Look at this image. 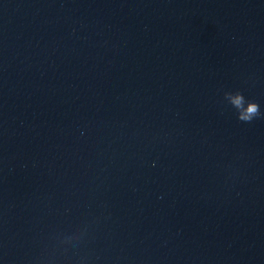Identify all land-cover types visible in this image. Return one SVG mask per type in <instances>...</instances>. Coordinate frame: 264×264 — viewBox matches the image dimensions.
I'll use <instances>...</instances> for the list:
<instances>
[{"label": "water", "instance_id": "water-1", "mask_svg": "<svg viewBox=\"0 0 264 264\" xmlns=\"http://www.w3.org/2000/svg\"><path fill=\"white\" fill-rule=\"evenodd\" d=\"M0 264H264V0H0Z\"/></svg>", "mask_w": 264, "mask_h": 264}, {"label": "clouds", "instance_id": "clouds-1", "mask_svg": "<svg viewBox=\"0 0 264 264\" xmlns=\"http://www.w3.org/2000/svg\"><path fill=\"white\" fill-rule=\"evenodd\" d=\"M228 98L236 108L237 119L244 122H250L255 117L261 115V107L255 100L246 98L241 92L228 93Z\"/></svg>", "mask_w": 264, "mask_h": 264}]
</instances>
